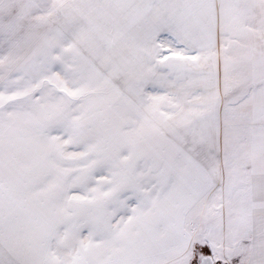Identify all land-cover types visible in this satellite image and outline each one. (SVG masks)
I'll return each instance as SVG.
<instances>
[{
	"label": "snow or ice",
	"instance_id": "6c2138e0",
	"mask_svg": "<svg viewBox=\"0 0 264 264\" xmlns=\"http://www.w3.org/2000/svg\"><path fill=\"white\" fill-rule=\"evenodd\" d=\"M0 264H264V0H0Z\"/></svg>",
	"mask_w": 264,
	"mask_h": 264
}]
</instances>
